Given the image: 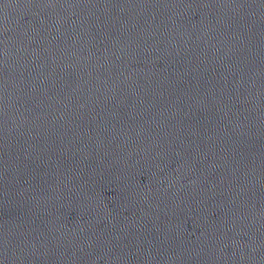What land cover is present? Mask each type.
<instances>
[{
    "label": "water",
    "instance_id": "95a60500",
    "mask_svg": "<svg viewBox=\"0 0 264 264\" xmlns=\"http://www.w3.org/2000/svg\"><path fill=\"white\" fill-rule=\"evenodd\" d=\"M0 264H264V0H0Z\"/></svg>",
    "mask_w": 264,
    "mask_h": 264
}]
</instances>
